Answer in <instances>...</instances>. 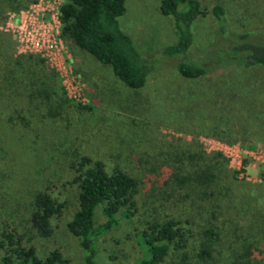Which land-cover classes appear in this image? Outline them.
Returning a JSON list of instances; mask_svg holds the SVG:
<instances>
[{
	"label": "rangeland",
	"instance_id": "obj_1",
	"mask_svg": "<svg viewBox=\"0 0 264 264\" xmlns=\"http://www.w3.org/2000/svg\"><path fill=\"white\" fill-rule=\"evenodd\" d=\"M161 2L126 0V13L119 18L121 29L132 37L142 56L156 59L154 71L140 89L127 86L110 65L66 42L73 65L86 84L89 102L85 105H90V110L79 107V103L66 95L59 75L47 63L46 70L56 73L60 92L63 91L67 100L58 94L51 102L35 101L37 107L21 91L24 99H19L15 89L18 82L13 78L14 62L25 53H18L13 37L1 27L12 9L5 5L4 9L0 8V17H5L0 20V227L4 222L17 226L41 256L59 249L69 258L70 264H88L78 237L68 229V222L79 207V189L72 182L75 176L72 163L82 155L103 160L109 169L119 165L139 182L138 210L134 216L131 219L121 217L119 224L97 241L96 258L100 264H135L144 257L138 233L147 220L167 216L184 220L191 216L187 209L163 202L161 189L171 168L167 164L161 167L162 159L155 160V156L177 137L197 143L208 153L213 152L208 151L206 145L209 144L204 141L205 137L213 135L188 130L193 126L197 128L194 131L201 130L199 125L203 121L196 120L202 116L201 112L194 111L196 105L189 107L206 88L202 91H199L201 87L190 89L194 81L185 79L177 69L181 58L163 53L167 47L175 45L179 37L174 17L162 12ZM200 2L202 13L191 25L194 38L190 51L195 60L210 56L218 59L223 52H228L241 33L264 41V0ZM219 5L223 14L216 16L214 10ZM24 58L20 59L24 61ZM222 67L210 74V83L223 82L222 75L231 72L228 79L233 81L238 96H242L238 105L233 104L232 114L238 115L233 131L241 132L242 129L246 133L264 134V65L249 69ZM203 81L208 82L206 78ZM49 105H54L55 115L47 113ZM251 112H259L257 123L246 120ZM236 141L247 148L264 143V139L259 141L246 136H239ZM251 141L253 146H248ZM224 158L229 173L233 168L229 159ZM152 165H159V168L152 171L149 169ZM257 171L253 170L255 174ZM246 182L237 181L238 189L255 192L254 197L259 198L263 189L257 188L264 186L253 188ZM45 188L66 202L63 213L52 218L54 232L47 238L31 230L27 221L33 194ZM104 220L102 205H99L95 221ZM252 255L264 261V237L252 250ZM178 259L174 256L166 264H178Z\"/></svg>",
	"mask_w": 264,
	"mask_h": 264
},
{
	"label": "trees",
	"instance_id": "obj_2",
	"mask_svg": "<svg viewBox=\"0 0 264 264\" xmlns=\"http://www.w3.org/2000/svg\"><path fill=\"white\" fill-rule=\"evenodd\" d=\"M33 1L0 0V8L5 5L11 11H18ZM126 10V0H65L61 5L62 37L69 45L77 46L110 65L114 74L127 86L140 89L154 71L156 59L142 56L132 37L121 29L119 18L125 15ZM161 10L174 17L179 37L178 42L163 53L181 58L177 69L185 79L194 81L190 89L201 87L199 91H202L203 87L206 88L189 107L196 105L194 111H200L202 115L196 120L204 124L200 123L201 130L194 131V126L188 130L231 143L237 142L239 136L259 141L264 139L262 133H246L242 129L241 132L233 131L237 123L235 118H238L232 114L233 104L238 105L242 96H238L233 81L228 79L231 72L227 76L222 75L223 82L210 83V74L220 66L249 69L264 65V41L252 38L249 33H241L228 52H223L218 59L210 56L195 60L190 51L194 38L191 25L202 13L200 0H162ZM214 12L221 16L223 8L216 6ZM2 18L5 17L1 16L0 20ZM21 56L25 57L24 61ZM21 56L15 59L13 76L18 82L15 89L20 100L24 99L21 95L24 92L31 103L39 99L51 102L52 97L58 94L66 99L63 91L60 92L56 73L46 70L44 58L29 53ZM36 102L33 105L38 107ZM78 106L92 109L90 105ZM53 110L54 105H49L47 113L55 115ZM258 113L251 112L246 120L257 123ZM21 118L25 119L24 116ZM194 143L177 137L169 143L170 149L162 147L155 156V160L162 159L161 167L167 164L171 168L161 189L163 202L181 206L191 216L184 220L171 216L147 220L138 233L145 256L135 264H166L174 256L179 258L178 264H264L263 260L252 255V250L264 237V188H257L263 189L259 198L254 197L255 192H241L237 181L247 180L240 179L234 170L228 173L225 155L220 151L208 153ZM252 144L253 141L248 146ZM159 165H152L149 169L157 170ZM72 168L75 171L72 182L79 189V207L68 222V229L78 237L86 252V262L100 264L96 258L97 241L118 225L121 217L131 219L134 216L138 210L136 195L139 182L123 167L117 165L109 169L103 160L88 155L74 161ZM246 183L253 188L264 186V181ZM65 205L66 202L60 201L47 188L37 190L29 204L27 221L30 229L41 237L52 236V218L60 216ZM99 205H102L105 216L101 223L95 221V210ZM29 241L17 226L2 223L0 264H70L61 250L54 249L41 256Z\"/></svg>",
	"mask_w": 264,
	"mask_h": 264
},
{
	"label": "built area",
	"instance_id": "obj_3",
	"mask_svg": "<svg viewBox=\"0 0 264 264\" xmlns=\"http://www.w3.org/2000/svg\"><path fill=\"white\" fill-rule=\"evenodd\" d=\"M65 0H34L28 7L9 11L1 27L15 41L18 53L38 54L61 79L66 95L79 104H88L83 77L73 65L71 53L62 37L61 5ZM208 151H220L229 159L240 179L264 181V145L247 148L241 143L205 137ZM257 169V174L253 172Z\"/></svg>",
	"mask_w": 264,
	"mask_h": 264
}]
</instances>
